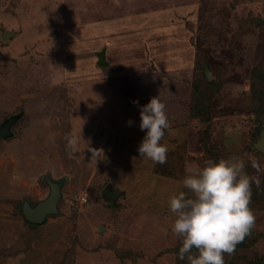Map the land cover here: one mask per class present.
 I'll return each mask as SVG.
<instances>
[{
    "label": "rangeland",
    "instance_id": "rangeland-1",
    "mask_svg": "<svg viewBox=\"0 0 264 264\" xmlns=\"http://www.w3.org/2000/svg\"><path fill=\"white\" fill-rule=\"evenodd\" d=\"M20 113L0 264H264V0H0V125ZM47 174L61 213L31 225Z\"/></svg>",
    "mask_w": 264,
    "mask_h": 264
},
{
    "label": "water",
    "instance_id": "water-1",
    "mask_svg": "<svg viewBox=\"0 0 264 264\" xmlns=\"http://www.w3.org/2000/svg\"><path fill=\"white\" fill-rule=\"evenodd\" d=\"M11 34V32L4 31L3 37H8ZM105 58V52L102 51L100 54V63H106L107 61ZM20 116H22V113L4 119L0 125V134L2 137L7 138L12 135L11 127ZM256 146L259 149L264 150V130L262 132V137L258 140ZM45 180L49 185L48 195L36 203H32L25 197L21 206L25 218L34 223H43L48 215L61 213L59 202L63 196L62 188L68 179L66 177L55 179L51 174H47L45 175ZM118 196V192H113L108 187L104 190V197L108 200L117 199Z\"/></svg>",
    "mask_w": 264,
    "mask_h": 264
},
{
    "label": "trees",
    "instance_id": "trees-1",
    "mask_svg": "<svg viewBox=\"0 0 264 264\" xmlns=\"http://www.w3.org/2000/svg\"><path fill=\"white\" fill-rule=\"evenodd\" d=\"M212 83L213 82H210L209 80L205 83V86H208V85H212ZM208 87H211V86H208ZM200 92H202V91H200ZM203 93V92H202ZM204 95H206V93H205V89H204ZM201 100V99H200ZM200 104H202V107H200V109H198V112H197V114H195L197 117H200V118H204V119H206V120H208V119H210L211 118V114H210V109H209V107L208 106H206V105H204V103H202V101H200V103H199V105ZM194 109H195V107H194ZM208 182H213V184L211 185V194H212V196L211 197H213L214 199L216 198V199H219V200H222L223 201V199H222V197H220V196H218V194L216 193L217 192V184L215 183V181H214V175L213 174H209L208 175ZM29 224H31V225H35L36 223H34V222H31V221H29V220H26ZM248 228H250V227H248ZM252 229V227L249 229V230H251ZM243 238V237H242ZM242 238H240V239H238L235 243H238L239 245H242L240 242L241 241H243V239ZM217 244H219V245H223L224 246V248H226V249H233L234 248V245H231L229 242H227V241H223V242H221V243H217ZM213 247H214V245H213ZM236 248V247H235ZM193 262L192 263H194V262H196V261H198L197 260V258L196 259H194V260H192ZM222 264H232V263H230V262H227V263H222Z\"/></svg>",
    "mask_w": 264,
    "mask_h": 264
}]
</instances>
